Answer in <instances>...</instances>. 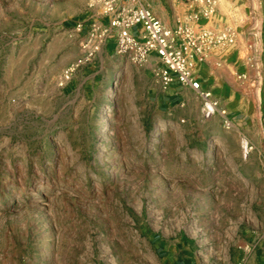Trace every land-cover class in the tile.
I'll use <instances>...</instances> for the list:
<instances>
[{
  "label": "rangeland",
  "instance_id": "rangeland-1",
  "mask_svg": "<svg viewBox=\"0 0 264 264\" xmlns=\"http://www.w3.org/2000/svg\"><path fill=\"white\" fill-rule=\"evenodd\" d=\"M137 3L169 27L192 24L185 0ZM100 11L0 0V264H258L264 52L229 24L233 42L196 61L226 128L193 90L164 92L152 59L114 53L112 39L84 52L74 22ZM216 21L202 26L228 29Z\"/></svg>",
  "mask_w": 264,
  "mask_h": 264
},
{
  "label": "built area",
  "instance_id": "built-area-1",
  "mask_svg": "<svg viewBox=\"0 0 264 264\" xmlns=\"http://www.w3.org/2000/svg\"><path fill=\"white\" fill-rule=\"evenodd\" d=\"M185 1L191 8L188 19L192 24L169 27L137 0H98V17L85 13L73 26L86 36L81 48L88 55L112 39L114 53L127 54L134 63L152 59L151 74L164 92L174 84L193 90L202 99V116L220 114L223 125L229 128L232 121L227 111L219 107L218 100L202 86L196 61L204 60L212 48L232 43L233 33L231 29L217 31L202 26L203 20L214 14L219 0ZM72 70L70 67L66 73ZM242 147L246 155L250 146L243 141Z\"/></svg>",
  "mask_w": 264,
  "mask_h": 264
},
{
  "label": "crops",
  "instance_id": "crops-1",
  "mask_svg": "<svg viewBox=\"0 0 264 264\" xmlns=\"http://www.w3.org/2000/svg\"><path fill=\"white\" fill-rule=\"evenodd\" d=\"M220 1H218L215 10V16L217 18L214 24L215 28L228 27V29H231L229 24H235L236 30L239 31L238 34L242 35L246 40V43L240 44V46L246 50H250L252 53L262 54L264 52V0H252L253 6L249 0H223V5H220ZM230 10L236 12V15H232ZM172 87H175L178 91L189 89L181 88L177 84L172 85ZM171 253L174 254L175 252ZM167 256H170V254ZM254 256L262 260L258 264H263L264 247L257 249ZM184 261L182 259H176L175 263L185 264Z\"/></svg>",
  "mask_w": 264,
  "mask_h": 264
}]
</instances>
